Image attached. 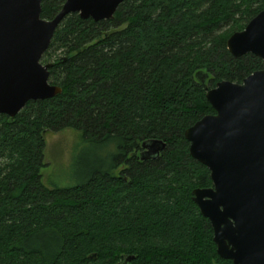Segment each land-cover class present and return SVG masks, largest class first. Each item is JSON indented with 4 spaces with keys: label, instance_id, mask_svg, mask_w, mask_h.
<instances>
[{
    "label": "trees",
    "instance_id": "16d2710c",
    "mask_svg": "<svg viewBox=\"0 0 264 264\" xmlns=\"http://www.w3.org/2000/svg\"><path fill=\"white\" fill-rule=\"evenodd\" d=\"M64 3L42 0V17ZM263 9L264 0H124L112 19L67 15L42 57L62 92L0 114V264H234L193 199L213 181L185 131L215 113L198 71L211 88L263 68L227 47ZM68 127L113 141L115 163L49 187L45 136ZM155 140L166 147L154 152Z\"/></svg>",
    "mask_w": 264,
    "mask_h": 264
},
{
    "label": "water",
    "instance_id": "95a60500",
    "mask_svg": "<svg viewBox=\"0 0 264 264\" xmlns=\"http://www.w3.org/2000/svg\"><path fill=\"white\" fill-rule=\"evenodd\" d=\"M124 0H65L53 18L42 17V0H0V114L15 117L31 100L62 92L52 84L42 57L70 13L95 21L112 19ZM230 53L257 55L264 64V9L227 41ZM198 71L215 113L185 131L193 158L206 165L212 187H197L193 199L213 227L221 258L234 264H264V66L243 82L207 84ZM164 141H152L159 152ZM134 255L126 257L130 262Z\"/></svg>",
    "mask_w": 264,
    "mask_h": 264
},
{
    "label": "rangeland",
    "instance_id": "374dc122",
    "mask_svg": "<svg viewBox=\"0 0 264 264\" xmlns=\"http://www.w3.org/2000/svg\"><path fill=\"white\" fill-rule=\"evenodd\" d=\"M42 180L49 187L75 185L97 170L111 169L117 148L113 141H87L80 129L65 128L46 133Z\"/></svg>",
    "mask_w": 264,
    "mask_h": 264
}]
</instances>
